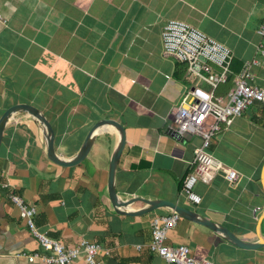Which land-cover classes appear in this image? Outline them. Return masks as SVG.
I'll return each mask as SVG.
<instances>
[{
	"label": "crops",
	"instance_id": "obj_1",
	"mask_svg": "<svg viewBox=\"0 0 264 264\" xmlns=\"http://www.w3.org/2000/svg\"><path fill=\"white\" fill-rule=\"evenodd\" d=\"M0 15V116L18 103L35 106L50 123L54 150L64 160L78 153L94 123L118 121L125 132L114 173L120 199L174 202L244 241L264 235V104L248 107L210 145L238 178L230 183L218 172L210 182H197L201 200L192 204L181 186L199 137L179 139L169 116L193 82L185 64L162 54L160 35L165 21L179 19L230 48V72L216 89L219 95L253 58L260 61L253 81L263 85L257 30L264 0H0ZM119 142V131L103 125L84 160L62 167L48 159L35 118L24 112L9 118L0 142V264H44L27 261L38 241L3 182L35 207L39 232L65 245L96 242L101 264H171L137 245L149 241L154 216L173 210L128 215L111 205L108 166ZM144 207L136 200L122 209L133 213ZM166 238L212 264H264V247H236L184 217ZM71 264L86 262L78 258Z\"/></svg>",
	"mask_w": 264,
	"mask_h": 264
},
{
	"label": "built area",
	"instance_id": "obj_2",
	"mask_svg": "<svg viewBox=\"0 0 264 264\" xmlns=\"http://www.w3.org/2000/svg\"><path fill=\"white\" fill-rule=\"evenodd\" d=\"M0 21L4 19L0 15ZM260 44L257 54L264 57V17L257 30ZM162 54L186 66V73L192 86L186 90L178 107L169 116L174 133L184 139L199 137L193 149L189 171L182 180L181 192L192 204L200 203V196L194 191L197 182H210L218 172L233 183L238 178L234 169L224 165L209 151L213 138L232 120L241 116L254 103L264 104V84L254 83L253 68L260 61L253 58L246 61L241 71L235 76L233 85L219 95L216 89L227 81L233 58L229 47L208 36L193 25L179 20L168 19L161 28ZM204 83L208 88L203 87ZM10 201L18 208L19 216L29 227L38 241L37 251L27 255L28 262L40 261L44 264H71L83 258L86 264H101L99 244L89 240H80L74 245H65L61 240L48 237L39 232L34 224L35 207L7 183ZM181 216L172 211L165 215H156L150 223V239L145 248L171 264H212L208 259L195 258L187 245H170L166 242V233L175 227ZM105 252H107L105 250Z\"/></svg>",
	"mask_w": 264,
	"mask_h": 264
},
{
	"label": "water",
	"instance_id": "obj_3",
	"mask_svg": "<svg viewBox=\"0 0 264 264\" xmlns=\"http://www.w3.org/2000/svg\"><path fill=\"white\" fill-rule=\"evenodd\" d=\"M18 112H24L32 116L40 123V125L43 127V130H44L47 157L50 161L62 167H73V166L78 165L84 160V158L87 156L89 152L94 134L97 130H99L101 126L110 124V125H113L119 131L120 142H119L117 149L114 151V153L110 157L109 166H108V178H107L108 197L110 199L112 207L117 213L136 215V214L150 212L159 207H167L175 211L176 213H178L181 217L189 219L192 222L198 223L214 231L215 233H218L219 235L224 237L228 242L232 243L236 247L246 249V250H256V249L264 247V235H259L258 239L255 241H244L240 239L239 237H237L227 227L220 225L218 223H215L212 220L201 216L196 211L190 210L181 205H177L174 202L166 201V200H148V199H141V198H131V199H125V200L120 199L117 196L115 189H114V173H115L116 164L118 162V159L125 145V132H124V127L118 121L105 118V119H101L97 121L96 123H94L92 127L90 128L78 153L72 159L64 160L60 158L54 150L52 128H51L50 123L46 120V118L40 113V111L35 106L30 105V104L18 103V104L8 107L2 113V115L0 116V142H1L2 134H3L4 127L7 121L12 115ZM177 137L180 139L179 135H177ZM136 200L143 201L146 204V207L136 212H133V213L123 211L124 209H122V207H125L128 204Z\"/></svg>",
	"mask_w": 264,
	"mask_h": 264
},
{
	"label": "rangeland",
	"instance_id": "obj_4",
	"mask_svg": "<svg viewBox=\"0 0 264 264\" xmlns=\"http://www.w3.org/2000/svg\"><path fill=\"white\" fill-rule=\"evenodd\" d=\"M203 87H205V86L203 85Z\"/></svg>",
	"mask_w": 264,
	"mask_h": 264
}]
</instances>
